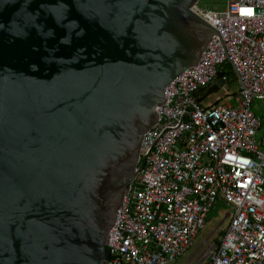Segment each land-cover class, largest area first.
<instances>
[{
    "label": "water",
    "instance_id": "95a60500",
    "mask_svg": "<svg viewBox=\"0 0 264 264\" xmlns=\"http://www.w3.org/2000/svg\"><path fill=\"white\" fill-rule=\"evenodd\" d=\"M200 1L0 0V264H109L143 136L219 34Z\"/></svg>",
    "mask_w": 264,
    "mask_h": 264
},
{
    "label": "built area",
    "instance_id": "2783aa9c",
    "mask_svg": "<svg viewBox=\"0 0 264 264\" xmlns=\"http://www.w3.org/2000/svg\"><path fill=\"white\" fill-rule=\"evenodd\" d=\"M193 11L219 34L197 66L167 86L158 123L143 136L144 166L110 231L109 264L174 263L191 249L218 200L234 209L229 226L204 261L186 264H264V118L253 110L255 101L264 110V0H226L221 8L200 1ZM227 65L244 86L230 83ZM219 72L220 91L232 86L226 102L204 105L196 92Z\"/></svg>",
    "mask_w": 264,
    "mask_h": 264
},
{
    "label": "rangeland",
    "instance_id": "374dc122",
    "mask_svg": "<svg viewBox=\"0 0 264 264\" xmlns=\"http://www.w3.org/2000/svg\"><path fill=\"white\" fill-rule=\"evenodd\" d=\"M225 2L226 0H201V3L208 8H221ZM224 71H227L228 77L231 80L230 83H237L238 79L231 65L225 66ZM229 88H232L231 84H228L226 88H223L220 92L212 93L207 96L204 105L212 104L213 101L220 100L221 97H223V99L220 100L219 103L226 102L225 96L228 94V91H230ZM233 88L238 92L239 86L234 85ZM232 104L235 105V102L232 101ZM253 110L259 117L264 118V110L259 101H255ZM263 133L264 128L261 129L259 137H261ZM233 212L234 209L231 205L218 200L210 213L206 227L199 233L191 249L183 257L171 264H186L193 257L194 261L199 259L200 261H204L210 253L219 246L224 235V230L227 229L231 220V217H227V215L229 213L233 214ZM206 241H208V243H205Z\"/></svg>",
    "mask_w": 264,
    "mask_h": 264
},
{
    "label": "crops",
    "instance_id": "0c3cea01",
    "mask_svg": "<svg viewBox=\"0 0 264 264\" xmlns=\"http://www.w3.org/2000/svg\"><path fill=\"white\" fill-rule=\"evenodd\" d=\"M216 92H220V90H218V91H216ZM215 92V93H216ZM197 95V94H196ZM210 95V94H209ZM208 95V90L206 89V90H204L203 92H201V93H199L197 96H198V98L202 101L203 100V102H206V98H207V96H209Z\"/></svg>",
    "mask_w": 264,
    "mask_h": 264
},
{
    "label": "flooded vegetation",
    "instance_id": "af4514ba",
    "mask_svg": "<svg viewBox=\"0 0 264 264\" xmlns=\"http://www.w3.org/2000/svg\"><path fill=\"white\" fill-rule=\"evenodd\" d=\"M214 87V86H213Z\"/></svg>",
    "mask_w": 264,
    "mask_h": 264
}]
</instances>
